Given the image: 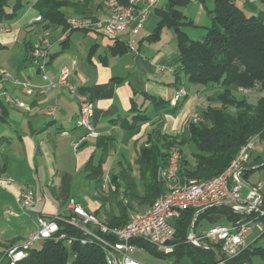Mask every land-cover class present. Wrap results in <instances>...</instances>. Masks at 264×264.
Listing matches in <instances>:
<instances>
[{
    "label": "crops",
    "instance_id": "obj_1",
    "mask_svg": "<svg viewBox=\"0 0 264 264\" xmlns=\"http://www.w3.org/2000/svg\"><path fill=\"white\" fill-rule=\"evenodd\" d=\"M36 1L28 3L14 21L0 23L8 28L7 32L0 33V70L10 75V78L0 75V179L11 180L7 185H0V244L4 249L21 242L35 229L36 216L55 213L67 215L66 206L70 199L86 211L98 213L97 217L105 223L106 214L115 210L110 190L114 185L110 179L119 175L123 168L118 164V172L105 176L103 173L101 190H97V183L86 178L85 170L91 159L95 165L100 160L97 140L114 138V144H119L118 149L125 154L127 149L134 150L137 145L138 153L139 144L146 145L148 134L155 129L167 136L181 134L192 114L199 113L202 110L199 107L204 108L207 103V95L203 98L195 96L201 88L189 83L190 92L195 93L189 95L185 86L187 80L180 76L181 81H176L181 65L175 32L163 28L159 39L149 40L165 15L168 0L156 1L137 35L125 33L116 37L91 29H75L66 34L62 27L43 20L36 21L40 17L34 7ZM234 2L249 14H258L261 12L259 6L264 5L261 0ZM189 4L195 7L196 21L184 15L181 7L178 8L186 20L192 22L188 26L198 27V20L204 17L203 9L210 18L208 12L213 7L211 0L204 5L196 0H188ZM90 8L89 17L76 16L71 9L65 10L67 21L77 18L94 22L107 15L99 0H92ZM203 28L208 27L204 25ZM165 29L167 32L164 34ZM45 38L50 41V49L41 70L32 61L31 51ZM117 44L123 45L125 51L115 54L113 50ZM63 68L70 70L68 84L85 92L92 102L91 122L96 136H89L80 127L78 104L66 87L58 85L47 88L48 81L58 83ZM43 75L48 81L43 79ZM12 79L46 88L42 94L34 90L32 95H27L12 83ZM179 88L184 89L186 98L174 115L154 110L144 99V96H154L173 107L172 100ZM132 100L150 117V121L141 125L136 132L121 127L123 120L132 117ZM50 110H53L52 114ZM253 140L257 144L253 145L244 164L243 193L256 184L249 181V176L264 167L259 155L251 157L253 151L258 149L259 154L263 151L264 140ZM133 155L136 161L137 155ZM121 158L129 160L124 154H121ZM249 170L251 172L246 173ZM91 183L95 185L92 198L84 194L81 199L73 197L80 190L87 191ZM24 190L33 192L41 201L21 212L16 200ZM263 191L264 186L261 191L264 199ZM100 196L106 202H101ZM121 199L127 203V199ZM148 207H141L140 211ZM6 209H11L15 216L5 219L3 211Z\"/></svg>",
    "mask_w": 264,
    "mask_h": 264
},
{
    "label": "trees",
    "instance_id": "obj_2",
    "mask_svg": "<svg viewBox=\"0 0 264 264\" xmlns=\"http://www.w3.org/2000/svg\"><path fill=\"white\" fill-rule=\"evenodd\" d=\"M92 0H37L34 4L41 20L68 29L65 10L71 9L74 15L89 17L91 15ZM123 2L124 0H120ZM204 5L208 0H196ZM213 7L208 12L211 25L206 28V34L201 40H192L182 30L184 26L192 25L187 21L178 8L187 5L188 0H168L166 12L149 40L159 39L163 28L172 29L176 34V46L181 70L176 76L177 83L184 77L187 82L203 89H214L206 98V106L198 113L200 122H189L184 131L175 136H167L155 129L148 134L146 145L138 149L135 165L141 182V190L124 171L114 176L111 182L114 191L115 210L106 214V225L111 228L124 226L132 212L131 203L150 206L152 200L164 192L163 182L158 176L160 168H164L172 152L178 149L179 172L181 181L188 179L208 180L227 170L231 162L236 159L240 149L254 138L264 140V95L254 104L249 103L245 96L255 90L264 94V15L246 14L234 0H211ZM264 3V0H261ZM29 0H0V23L14 21L18 14L26 7ZM115 54L125 51L123 45L117 44ZM239 88L250 90L243 94ZM186 98V97H185ZM154 110L164 111L174 115L180 108L182 99L173 107L154 96H144ZM213 103L217 105L213 106ZM132 117L121 123L124 130H139L140 126L148 123L150 117L145 110H140L131 102ZM114 138H101L96 142V149L100 151L97 165L92 159L86 164V178L97 183V190H101L104 181L102 165L106 162L114 144ZM189 148V158L184 153ZM4 167H1V172ZM251 170L246 173H250ZM120 181V182H119ZM120 183L122 192L120 191ZM119 192L123 199H119ZM101 202L103 197H99ZM264 209V199H263ZM96 216L98 213H94ZM238 215L225 206H215L201 213L195 226L201 221L218 225L220 220L227 223L235 222ZM193 219V211H186L176 221V235L173 241L174 251L170 255L157 252L155 248L140 244L156 257L175 256L177 261L187 256L192 264H218V256L224 264H264V242L261 246L249 244L237 257L226 259L218 246L214 250L195 247L186 243V236ZM264 226V216L260 218ZM61 232L68 237L83 238L80 231L59 224ZM4 248L0 244V248ZM218 253V255L216 254ZM2 251L0 250V257ZM258 263V264H259ZM20 264H106L102 250L95 244L81 245L74 242L66 246L63 241L47 240L40 247L33 248L28 257Z\"/></svg>",
    "mask_w": 264,
    "mask_h": 264
},
{
    "label": "built area",
    "instance_id": "obj_3",
    "mask_svg": "<svg viewBox=\"0 0 264 264\" xmlns=\"http://www.w3.org/2000/svg\"><path fill=\"white\" fill-rule=\"evenodd\" d=\"M157 0H99L101 7L106 12V17L94 22L71 18L67 21L66 34L75 29H91L102 32L106 36L116 37L128 33L130 36L138 34L140 27L145 22L149 9ZM36 21H41L38 17ZM8 28L0 25V33H5ZM50 49V41L45 38L31 51L32 61L41 68L45 66ZM129 49L134 51L132 47ZM70 70L63 68L60 71L58 83L48 81L47 88H55L58 85L67 88L74 96L78 108V122L89 136L94 133L92 118V102L85 92L77 90L69 85L67 79ZM0 75L10 78V75L0 70ZM12 83L19 86L27 95H32L34 90L43 93L46 87H36L26 83H20L12 79ZM243 94H249L250 90L239 88ZM186 97L183 88H179L172 100V104L180 102ZM21 106L19 102H16ZM50 114L53 110L49 111ZM190 122L197 124L199 114L193 113ZM253 149L250 141L242 147L236 157L222 174L208 180L188 179L181 181L179 172L180 153L175 149L164 168H160L158 176L164 185V192L145 210L129 215L127 223L119 228H111L102 222L94 213L86 211L76 204L75 200L67 202V215L55 213L51 216L38 215L35 218V229L21 242L8 246L2 252L0 264H20L30 251L44 241H63L66 246L74 242L81 245L95 244L104 254L106 264H142L133 258L137 249L143 248L140 244L152 246L157 252L164 255L173 253V244L176 235V221L186 211H193V219L186 236V243L195 247L204 245L206 250H214V244L219 247L226 259L237 257L247 246V234L252 222H260L264 216L263 209V184L258 182L249 186L245 193L242 174L244 164L248 161L249 152ZM11 183L9 179H0V185ZM115 188L113 187V190ZM17 203L21 212L33 208L41 201L29 190L22 191L17 197ZM225 206L234 214L242 217L241 220L229 222L227 225L211 226L206 232L195 233L197 217L205 210ZM15 216L11 209L3 211V217L9 219ZM60 223L68 225L82 234L83 238L68 237L61 232ZM261 223V222H260ZM262 226V223H261ZM224 261V260H223ZM223 261L219 264H223Z\"/></svg>",
    "mask_w": 264,
    "mask_h": 264
},
{
    "label": "rangeland",
    "instance_id": "obj_4",
    "mask_svg": "<svg viewBox=\"0 0 264 264\" xmlns=\"http://www.w3.org/2000/svg\"><path fill=\"white\" fill-rule=\"evenodd\" d=\"M34 2H35V0H29V3H34ZM259 9L261 10V12H263V15H264V5H260ZM180 11L183 12L184 15H187V17H189L193 21H196L195 20L196 19L195 7H192L191 4L187 5V7L186 6L181 7ZM245 13L250 15L247 12H245ZM203 14H204L205 18L201 17L200 20H198L199 21L198 27L187 25V26H184V28H183V31L192 40H201L203 38V36L206 34V29H204L203 26L204 25H206L207 27L210 26V23H211L210 18L207 16L206 11L204 9H203ZM166 32H167V30L165 29L164 34ZM149 33H151V32H149ZM146 35H148V34H146ZM101 39L102 38H100L99 40H101ZM189 85H190L189 82L186 81L185 86H186L187 92L189 93V95L190 94L195 95L194 92H190V89H189L190 86ZM203 90L201 89L198 92V95L196 94L195 96L203 98L206 95L210 94L212 92V90L215 92L214 89H205V90H207L206 92H204ZM262 95H264L263 92L255 90L252 93H250L249 95L245 96V99L249 103L254 104L257 101V99L260 98ZM212 105L215 106V105H217V103H213ZM199 109L201 110V109H203V107L200 106ZM150 114H152V112H150ZM199 122H200V117H199ZM255 144H257V141L253 140V145H255ZM141 145H142V143L139 144L138 149ZM118 148H120L119 144L117 146H116V144L112 145V149L110 150L109 155H113L114 157L111 156V158L102 165V171L104 173V176L106 174L108 175L109 173L111 174V173H115L116 171L118 172V166L117 165L119 164L120 167H122L123 170L130 176L131 180L135 184H137L138 190H141V182H140L139 175L137 174L138 172H136L137 171V167L135 165L136 161L134 160V155H133L134 153L137 155V145H136L134 150L127 149L128 150V151L126 150L127 154H125L122 150H120ZM122 148L123 147L121 146V149ZM183 151L189 158V155H188L189 148L186 147ZM116 152H117V154H116ZM115 154H116V156H115ZM121 154L126 155L129 160H125L124 158H121ZM257 155H259L261 157V162L264 163V148L260 154H259L258 149L253 151L251 154V157L256 158ZM249 181L252 183L253 182L258 183V181H259L264 186V167L260 170L254 171L249 176ZM112 185H113V183H112ZM94 187H95L94 183H91L90 188L87 191H85V190L81 191L80 190L77 193L73 194V197L81 199L82 195L84 194V195H87L88 197L90 196L92 198V196L94 195L93 194L94 193ZM110 190H111V192L114 191L112 189V187ZM120 191L122 192L121 183H120ZM263 193H264V191H263ZM119 198L120 199L123 198V195L120 192H119ZM156 198H154L150 204H152ZM131 206H132V212L131 213L138 212L141 210V207H144V206L136 204L135 202H132ZM145 209H147V208H145ZM237 217H238V219L236 221L242 219V217L239 215ZM217 224L218 225H227L228 223L224 220L223 221L220 220ZM210 227H211L210 223L205 222V221H201L197 224V226L195 228V233L199 234L202 232H206ZM263 232H264V226L263 225L261 226L260 222H258V221L252 222V224L250 226V230L248 231V234H247V244L248 245L252 244L254 241H256L260 237V235ZM263 242H264V237H261L257 241V243H254L253 245L254 246H261L263 244ZM38 247H40V244L36 245V248H38ZM0 250L3 252L4 248L1 247ZM133 258L142 264H192L191 260L187 256L181 257L178 261H177L175 256H167V257L159 258V257H156L153 253H151L149 250H147L145 248L137 249L133 254ZM224 262L225 261H223V264H224ZM253 262L257 263V264L259 263V261L256 258L253 259Z\"/></svg>",
    "mask_w": 264,
    "mask_h": 264
},
{
    "label": "water",
    "instance_id": "obj_5",
    "mask_svg": "<svg viewBox=\"0 0 264 264\" xmlns=\"http://www.w3.org/2000/svg\"><path fill=\"white\" fill-rule=\"evenodd\" d=\"M200 248H207L206 246H204V245H200ZM216 254L218 255V253L216 252ZM218 260L220 261V262H222L223 261V259L220 257V256H218Z\"/></svg>",
    "mask_w": 264,
    "mask_h": 264
}]
</instances>
